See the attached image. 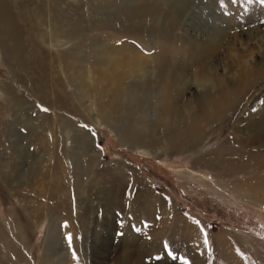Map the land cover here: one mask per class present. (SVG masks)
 Segmentation results:
<instances>
[{
	"label": "rangeland",
	"instance_id": "1",
	"mask_svg": "<svg viewBox=\"0 0 264 264\" xmlns=\"http://www.w3.org/2000/svg\"><path fill=\"white\" fill-rule=\"evenodd\" d=\"M154 1L165 10L157 16L153 9L144 11L140 36L133 32L138 19L126 15L136 0H0V116L4 119L0 125V225L11 230L9 235L3 231L2 260L49 264L41 258L47 238L46 253L53 252L51 246L58 242L66 257L75 258L71 264H95L92 237L105 179L120 173L129 186L123 189L122 204L111 208L113 213L107 212L112 224L109 264H114L112 260L118 256L114 247L126 230L139 238L140 246V241L146 242L143 246L149 250L145 257L154 263L264 264V142L260 146L248 142L253 130L246 124L249 114L258 117L260 106L264 112V74L244 94L243 103L232 106L211 130L202 131L195 145L178 134L195 115L197 97L205 94L195 84L182 94L178 109L183 119L174 122L171 118L166 126L160 122L153 95L132 113L122 108L119 116L115 111L99 113L96 98L90 102L76 98L75 77L67 67L74 55L90 80L98 76L92 60L98 42L119 47L132 43L130 46L152 59L161 40L148 29L156 23L166 24L162 17L174 12L178 3L189 11L187 20L193 18L195 26L207 20L227 34L234 30L231 39L247 48L252 69L264 64V0ZM24 11L27 13L22 18ZM141 12L136 10L134 15ZM66 21L71 23L69 29L63 26ZM194 29L183 23L175 31L180 37L172 35L171 41H161L168 56H178L175 53L189 41L205 40ZM223 42L226 44V39ZM223 57L216 58L215 75L219 77L226 73ZM192 69L190 65L187 73ZM228 76L234 77L233 72ZM43 80L49 89L59 83L63 93L49 91ZM98 85L102 91L101 83ZM255 100L260 105L252 107ZM132 130L142 134V139H128ZM41 138L49 146L39 147ZM15 146H19V154ZM91 154H95L88 167L92 173L86 175V160ZM80 175L85 187L78 191L75 178ZM143 188L147 202L133 205L136 189L143 192ZM62 201L72 207L59 215L69 211V217L55 221L50 209ZM47 206L45 213L42 209ZM134 206H139L136 213L132 212ZM147 206L152 211L155 208V215L149 217L142 211ZM36 209L41 211L39 220ZM165 245L185 259H170L164 254ZM158 255L164 258L157 260Z\"/></svg>",
	"mask_w": 264,
	"mask_h": 264
},
{
	"label": "bare ground",
	"instance_id": "2",
	"mask_svg": "<svg viewBox=\"0 0 264 264\" xmlns=\"http://www.w3.org/2000/svg\"><path fill=\"white\" fill-rule=\"evenodd\" d=\"M151 2L153 4H150ZM150 3L148 2V0H136V5L134 6V8L126 13L129 19H138L137 25L136 23H134L136 25V27L134 28H137L133 31L135 34H139L140 32H142L140 31V27L141 25H143L141 23L145 22L144 20L146 19L144 11L148 13L150 9H153L154 14L157 16L160 14V12H163V10H165L158 2L154 0L150 1ZM175 8L176 10L174 12L162 17L166 18V24L156 23L148 29V32L150 34H158V38L161 41L165 42L168 39L171 41L172 35L179 36L177 33H175V31H178V29H180L184 23L185 25H189L191 28H195L194 30L196 32L199 30L198 32H200L201 36L205 40L200 43L189 41L186 48H184L183 50H179V52L175 53L178 56H175L174 58H171L170 55L168 56V50L165 49L164 42L159 41L160 44L157 46V50L154 51L156 54L154 56L155 58L153 57L152 59H150L149 56L139 53L138 50L130 46L133 45L132 43H130V45L124 44L123 46L126 45L125 47H119L115 46L114 44L112 45L104 43L102 41L101 43L98 42L95 45V54L92 59L95 62L94 70L96 74H98L95 80H90V76L88 75V73L83 72L82 69L77 66V55H74L72 59L68 61L67 67L69 70H71V72H73V76L75 77V85L77 86L76 98L80 99V101H84L87 99V102L89 100L91 101L93 98L98 99L99 113L104 114V112L109 113L115 111L117 116H119L118 114L120 113L121 109H125V107L128 112L132 113V111H135V107L140 104H146V102L151 101L150 99L153 97L157 98L154 99L157 100L154 106L158 111L160 122L162 121V123H164L163 125L165 126L171 118L174 122H178L183 119L182 112L178 109L179 103L182 100V94L187 88L190 87L191 84H195V86H197L198 89L204 91L205 94L201 99L197 97V111H195V115L189 117L184 127L185 130L178 132V134H181L180 136H182L184 139H187V141L185 142H187L188 144L191 143L192 145H195L200 142L201 135L203 133L202 131L206 130L208 127L211 130V127H214L216 124L218 125L219 122L226 118V113L229 109H231L232 106H236V104L243 103L242 101L244 99V94L247 93L248 89L254 84V82L259 81V79H261V77L263 76L264 64H262V66L259 65L260 67L258 69L256 68L257 70L252 69L254 68V66L252 63H250L252 58L249 57L250 54L248 55L247 48L244 49L240 46H237L238 42L235 40V38L231 39L234 30H232V33L229 32L231 33V35L227 34V31H225V29L220 27L218 24L215 25L211 21L207 22V20L202 21V23L200 21L198 25L195 26L193 25L192 21L193 18L187 20V14L189 11L185 10V6L183 4L178 3ZM136 10H140L142 12L140 14L134 15V12ZM25 12L26 11H24L23 13L21 12L20 16H22V18L23 14L26 16L27 12ZM69 24L71 23L69 21H66L63 26L65 27V25H67L68 27ZM58 25L60 24L58 23L56 26H54L55 35H58V32L55 31V28L58 29ZM78 28L79 27H77V29ZM74 29L75 28H73V30ZM69 34H67V36ZM139 35L141 36V34ZM225 39L226 44H224L223 42V40ZM220 51L222 52L221 54ZM223 54V58H225L223 63L225 65L224 69L226 73L224 77H219L215 75V63L217 61L216 58H219L220 55ZM229 57H231L232 59L230 60ZM153 60H158L159 62L156 61L155 66L151 65V61ZM190 65H193L192 72L190 73L189 71L187 73V70H189ZM152 71L153 73H151ZM229 72H233L234 77L228 78ZM125 79H128V81L125 82ZM44 81L45 80H43L42 82ZM98 83H101V86L104 88L102 89V91ZM43 85L49 91L55 93L57 90L61 92V94L63 93V88L59 83L57 86H54L53 89H49L45 85V82ZM42 90L44 91V89ZM93 91H95V95H92ZM151 95L153 96L151 97ZM105 96L106 100H103ZM259 102L260 101L258 100L253 101L252 107L259 106ZM5 106L6 111L9 105L7 104ZM259 109L260 111L257 110L258 113H256L259 114L258 117H254L255 113L249 114L246 119V124L248 128L253 130V132L249 133V135L247 136V141L260 146L263 145L264 142V112L262 106H260ZM3 122L4 119L0 116V125H2ZM148 125L149 124L147 122L144 126L148 127ZM140 131L144 130L141 129ZM128 136V139L133 138L137 141L138 139H142V134L137 133L134 130L130 131V135ZM44 141L45 140L41 138L37 145L39 147L43 146V148L49 146L48 141L46 140L48 144L44 143ZM14 148L17 150L16 152L18 154L21 152L19 150V146H15ZM94 155L95 154L88 155L89 158L86 160V164L88 166L86 167V172H84V174L86 175L92 173V171H90L91 169H88V167L91 166L90 162L93 161L92 157ZM121 175L122 174L120 173H118L117 175L112 174L109 179H105V185H107L105 186L106 189L103 195L104 197L102 198V203L100 202L98 209L101 215L99 214L97 218L98 223H96V232L95 235L92 237L93 248H91V253L93 254V257L95 259V264H109V254H111L112 252L110 249L111 242L108 239L110 235V228L112 226V224L109 222V218H111V213H113L111 211V208H118L122 204L121 202L124 193L123 189H125L127 185L129 186V183L125 180L124 176ZM16 180L17 182H19V179ZM138 184L139 183L137 182L135 183V185ZM84 187L85 182L81 175L79 177H76L75 188L80 191V189H83ZM136 191L137 192H135V194L132 196V204L134 205L135 203H139L144 206L148 199L145 196L148 194L144 193L145 188H143V192L138 191V189H136ZM142 199H144V201ZM67 204L68 202L65 201H62L60 204L57 203V208L54 209L57 213L54 212V210L50 209V212H52V217L55 221L61 216L69 217L70 213L67 209L71 205L69 204V206H67ZM149 207L148 209H144L142 211H144V213L146 215L148 214L147 216L150 217L152 215H155V213H153L155 208L152 211V209H150ZM64 208H67L66 210L68 211V213L66 215H59L62 211L65 210ZM138 208L139 206H137V208L134 206L132 208V212L136 213V211H139ZM42 210L47 213L49 211L48 206L43 208ZM110 211L111 213L108 214L107 212ZM34 213L36 214V220H39V218L41 217V211L36 209ZM161 222L162 221L158 223L160 224ZM156 225L158 224L156 223ZM55 226V224L52 225V227ZM9 228L11 229V227ZM3 231H7V235H9V231L11 230H9L7 226L5 228V226H3L2 224L0 225V241L2 243H4L2 238ZM49 231L50 229H48V231L46 232V236H48ZM126 232L127 233L123 236L122 241L119 242L120 244L114 247V251L118 252V256L114 255L116 257H114L112 260V262L114 261V264H159L149 261L145 257L144 253L146 249L149 250L148 247L146 249L144 248V244H146V242H142L143 240L140 241L142 243H140V246L139 238L136 235L131 234L129 230H126ZM46 241H44V244L42 245L45 252V256L42 252L41 257L45 260L46 263L71 264L75 261L74 257H66L64 251H61V249L57 247L58 242L57 244L54 243L55 247L51 246V248H53V252L46 253ZM148 244L150 243L148 242ZM1 256L2 254L0 255V264H10V261L6 262L4 259L2 260ZM16 257L18 258V252Z\"/></svg>",
	"mask_w": 264,
	"mask_h": 264
},
{
	"label": "snow or ice",
	"instance_id": "3",
	"mask_svg": "<svg viewBox=\"0 0 264 264\" xmlns=\"http://www.w3.org/2000/svg\"><path fill=\"white\" fill-rule=\"evenodd\" d=\"M233 2L235 3L236 0H233ZM43 110H44V111H49L47 108H44ZM83 127H87V125H84ZM136 230L139 231L138 228H137ZM164 254L167 255V256H168L170 259H172V260H177V259L184 260V259H185V258H183V257H178L174 252H172V251L170 250V248H169L168 245H165V253H164ZM163 258H164V255H158V256L156 257L157 260H162ZM189 264H190V262H189Z\"/></svg>",
	"mask_w": 264,
	"mask_h": 264
}]
</instances>
